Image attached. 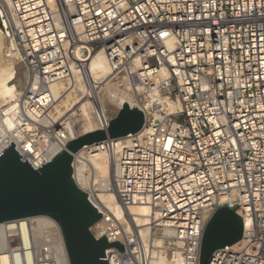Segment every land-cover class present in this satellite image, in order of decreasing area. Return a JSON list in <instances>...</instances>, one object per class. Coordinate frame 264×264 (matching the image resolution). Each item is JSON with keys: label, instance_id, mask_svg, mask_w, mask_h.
<instances>
[{"label": "built area", "instance_id": "built-area-1", "mask_svg": "<svg viewBox=\"0 0 264 264\" xmlns=\"http://www.w3.org/2000/svg\"><path fill=\"white\" fill-rule=\"evenodd\" d=\"M0 30L9 41L5 57L17 60L13 80L22 69L26 81L0 113L12 128L0 150L13 143L33 169L79 137L67 128L74 114L56 113L52 85L82 88L78 112L86 110L96 130L109 128L112 118L97 98L102 87L89 78L96 54L104 53L114 86L131 90L146 110L140 133L74 156L73 167L108 156L119 206H146L152 215L142 232L132 216L119 220L84 191L103 215L94 238L125 250L109 248L102 261L199 264L208 222L222 208L239 207L242 240L209 264H264V0H0ZM139 86L179 110L167 106L157 116L133 93ZM86 176L99 193L108 189L100 174ZM23 226L31 229L25 236ZM0 232L8 264H70L52 219L9 222Z\"/></svg>", "mask_w": 264, "mask_h": 264}, {"label": "water", "instance_id": "water-1", "mask_svg": "<svg viewBox=\"0 0 264 264\" xmlns=\"http://www.w3.org/2000/svg\"><path fill=\"white\" fill-rule=\"evenodd\" d=\"M8 47V38L0 30V107L11 101L6 83L14 78L11 69L17 62L5 57ZM108 124L106 130L91 131L69 142L65 150L38 170L21 158L13 143L7 150H0V225L39 217L52 219L59 226L70 264H109L102 261L107 259L105 251L109 248L123 254V245L109 244L106 236L96 240L92 235L91 228L103 215L74 179L76 154L85 147L140 133L145 125V114L125 103ZM235 210L222 208L208 222L199 264H209L216 251L242 240L243 219Z\"/></svg>", "mask_w": 264, "mask_h": 264}, {"label": "bare ground", "instance_id": "bare-ground-1", "mask_svg": "<svg viewBox=\"0 0 264 264\" xmlns=\"http://www.w3.org/2000/svg\"><path fill=\"white\" fill-rule=\"evenodd\" d=\"M89 78L90 80L98 84L99 88L102 87V90L109 84L110 81V74L111 70L110 67L106 61V58L104 56L103 52H100L96 54L91 60L89 61ZM19 80L14 81L13 79L10 81H7L6 83V89L10 94L11 101L8 105L0 107V113L6 111L9 109L15 102V99L18 95L22 94L24 88H25V79H24V70L20 69L19 71ZM67 87H65L66 85ZM51 92L54 95V98L56 99V113L59 116H65L66 114L70 113L72 110H74V107L79 109V105L81 104V91H83L82 88L78 87V85H75L74 83H59L54 84L51 86ZM138 90L141 91V88L133 89V91ZM105 93V92H104ZM96 95V94H95ZM131 95H123V93H120L118 91H114L112 95L108 97V101L110 104H114V106H117L119 108L120 106H123L125 103L129 104L132 108H137L139 110H142L143 112H146L144 107H141L137 104H135L132 101ZM97 98L101 102V104L104 106L106 111L108 112L109 105L106 104V98L104 97L103 91L98 92ZM151 103L147 106V108L151 107L152 105L159 106L162 110H166L165 107L175 113L179 110L178 105L171 103L170 101L166 100L164 96L161 93H155L153 92L150 94ZM168 105H165V104ZM139 106V107H138ZM70 108V109H69ZM69 109V110H68ZM117 110V109H116ZM67 111V112H66ZM118 112V111H116ZM74 113V118L72 121L68 124V130L72 132L74 138L77 136H81L82 132L78 131V125L80 123H83L85 126H89V120H88V113L86 110L82 112V114ZM109 113V112H108ZM110 118H113L114 115H111L109 113ZM78 118V119H77ZM0 146L5 140H9V132L11 131V125L8 123H2V120L0 121ZM80 126V125H79ZM91 125L92 129H89V132L95 131L97 128ZM78 128V130H77ZM91 130V131H90ZM94 171L97 174H100V177L103 178L106 182V188L107 189L103 194H100L99 190L96 189L95 183H93L92 180H90L86 176V171ZM74 177L77 185L79 188L83 191H86L90 189V197L92 202L98 206L100 210H109L115 214V216L119 220H123L124 216H132L138 223V228L143 232V229H141L149 220V217L152 216L149 208L146 206H134L130 207L129 209H123L119 206V203L117 202V197L115 195V192L113 190V164L112 160L106 156V155H100L94 159H90L87 161H84L82 164L78 165L75 163L74 166ZM37 223H44L48 222L49 219L45 217H39V218H33L30 219ZM26 221V220H25ZM2 229V224L0 225V231ZM31 229L30 227L23 226L22 228V234L25 236L27 232L30 233ZM9 246L8 239L0 232V264H8V259L5 255V251ZM152 264H184L180 261H177L175 263H171L169 261L165 260H158L153 262Z\"/></svg>", "mask_w": 264, "mask_h": 264}, {"label": "rangeland", "instance_id": "rangeland-1", "mask_svg": "<svg viewBox=\"0 0 264 264\" xmlns=\"http://www.w3.org/2000/svg\"><path fill=\"white\" fill-rule=\"evenodd\" d=\"M66 85V84H65ZM65 87H67V85L65 86ZM138 88H141L142 90L141 91H138V90H135V91H133V93L135 94V95H137V94H141L142 95V100H143V102H145L144 104L146 105V106H148L150 103H151V98H150V94H152V90L151 89H148V88H143L142 86H139ZM103 91V94H104V97L106 98V104H108L109 105V108H108V112L111 114V115H114V117L112 118V119H114L115 117H116V115H117V113L118 112H116V106H114V104L112 105V104H110L109 103V101H108V97L110 96V95H112V93L114 92V91H118V92H122V89H118L116 86H114V84H113V82H111V83H109L107 86H105V88L102 90ZM105 92V93H104ZM123 93L125 94V95H132V93H131V90H124L123 91ZM83 103V102H82ZM135 104H137V105H139L140 106V104L138 103V102H134ZM81 105V104H80ZM79 105V106H80ZM76 107L77 106H75L74 107V110H72L70 113H68V114H66L67 115V117H70V116H72L75 112L77 113V109H76ZM149 108H153V111H155L156 113H159L157 116H159V115H162L163 113H167V111L166 110H162V111H160V107L159 106H157V105H155V106H151V107H149ZM70 109V108H69ZM68 109V110H69ZM165 109H166V107H165ZM168 109V108H167ZM67 112V111H66ZM77 114H79V113H77ZM65 115V116H66ZM78 119V118H77ZM80 125V126H79ZM78 125V128H79V130H78V128H77V130L78 131H80V132H82V134L81 135H83V134H86V133H88L89 132V129H92L91 128V126H85L83 123H80ZM91 131V130H90ZM93 174L90 176L91 178H93ZM100 194H103V193H100Z\"/></svg>", "mask_w": 264, "mask_h": 264}]
</instances>
